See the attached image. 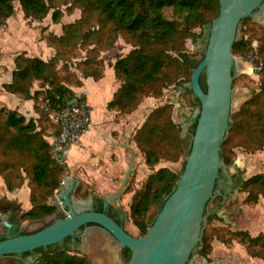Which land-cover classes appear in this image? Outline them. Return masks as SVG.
Masks as SVG:
<instances>
[{
    "label": "trees",
    "instance_id": "obj_1",
    "mask_svg": "<svg viewBox=\"0 0 264 264\" xmlns=\"http://www.w3.org/2000/svg\"><path fill=\"white\" fill-rule=\"evenodd\" d=\"M15 2L20 5L25 18L42 20L50 13L53 23L60 22L62 6L69 11L80 10L79 18L62 25L60 34L48 32L43 36L53 49L48 59L29 56L24 51L16 54L11 80L2 84L5 91L34 102L35 118H26L15 109L0 106V177L8 192L20 189L27 182L30 207L21 218L38 219L56 210L50 200L68 174L66 163L52 157L47 137L56 131V126L48 117L52 128L49 131L46 125L48 112L63 108L72 98H76L77 103L84 101L73 87L82 86L83 78L99 80L103 77L105 65L101 53L112 49L119 37L130 44L131 49L112 64L119 85L107 103L109 109L129 114L138 108L144 97H159L164 88L189 81L191 71L186 62V41L202 37L203 33L196 29L209 25L218 14L219 4L218 0H0V27L14 13ZM165 9L171 10L170 16L166 15ZM241 24L247 36L234 42L232 53H255L259 57V88L231 115L220 146L221 160L227 167L233 163L234 148L253 152L264 147V30H258L250 17L244 18ZM78 51H83V55L77 57ZM35 81H39V89L32 91ZM200 84L205 90L203 79ZM184 93L192 103L190 89ZM132 139L150 168L161 161H177L183 155L179 126L173 120L170 103L153 108ZM179 174L168 167H159L133 190L129 216L139 230V236L146 232L150 208L161 207ZM235 177L236 186L246 192L245 204H256L259 197L264 196V172L246 179L240 174ZM79 185L75 193L80 190ZM87 195L88 191H84L83 197ZM97 200L102 202L100 197ZM214 218L213 212L206 216L208 223ZM222 230L219 227L203 230L198 251L201 257L209 261L216 240L226 245L236 241L249 257L264 260L263 233L252 235L243 229ZM38 250L42 253L34 264L88 262L85 255L65 249ZM129 256V249L124 248V260Z\"/></svg>",
    "mask_w": 264,
    "mask_h": 264
},
{
    "label": "water",
    "instance_id": "obj_2",
    "mask_svg": "<svg viewBox=\"0 0 264 264\" xmlns=\"http://www.w3.org/2000/svg\"><path fill=\"white\" fill-rule=\"evenodd\" d=\"M218 4L217 16L205 27L207 37L200 58H186L191 71L189 89L198 102L193 97L192 116L197 117L194 131L179 133L184 134L183 138L179 136L184 164L161 207L147 213L146 232L134 236L111 216L94 211L88 198H73L78 181L67 175L52 202L56 210L50 215L22 220L17 216L20 205L6 206L0 201V264H27L21 254L57 247L65 238L77 236L81 227L88 234L95 228L101 232L94 233L80 249H71L89 257L93 264H210L205 258L198 260L195 251L200 248L204 223L210 213L208 203L217 195L224 198L218 189L222 186L219 171L226 167L220 146L231 119L233 80L239 68L232 46L241 38L239 31L244 18L264 24V0H218ZM201 76L205 90L200 84ZM76 101L72 98L68 104ZM185 128L186 123L180 127L183 131ZM125 146L131 152L129 165L118 188L101 196L104 208L119 202L133 169L135 151ZM120 212L124 223L125 213ZM81 240L84 242V235ZM124 248L130 251L126 261Z\"/></svg>",
    "mask_w": 264,
    "mask_h": 264
},
{
    "label": "rangeland",
    "instance_id": "obj_3",
    "mask_svg": "<svg viewBox=\"0 0 264 264\" xmlns=\"http://www.w3.org/2000/svg\"><path fill=\"white\" fill-rule=\"evenodd\" d=\"M14 7V13L8 17L4 24L0 27V66L2 65L6 70L8 69V65L11 64L12 56L17 52L24 51L30 56H38V54L43 55V53H40L43 50L41 41H45L43 36L48 32L60 34L62 31V25L73 22L80 16L79 9L76 8L72 11H69L65 6H62V16L59 23H53L50 13L42 20H30L23 16V12L20 9L18 2L14 3ZM165 13L166 15L170 16L171 10L165 9ZM251 22L254 23L258 30H264L263 23H259L254 20H251ZM245 25L246 29H248L249 23ZM246 29L242 26V24L240 25V37L247 36V33H245ZM196 31L198 33L202 32V37L196 40L188 39L185 44L187 54L186 58L190 60H198L200 58V53L204 50L206 43L207 31L205 30V27L197 28ZM130 49L131 45L119 37L112 49L101 53V57L104 60V65L106 66L104 72L105 75L110 73L109 65H112L117 57L125 55ZM82 55L83 51H78L77 57ZM248 55H234L235 61L239 68L234 83L232 114H234L239 109L240 104L244 100H246L259 88V74L256 73L258 69H251ZM1 76L2 74L0 69V77ZM2 80L3 79H0V83ZM186 89H189V81L184 82L182 85L164 88L161 96L159 97H144L138 108L129 114H122L116 110L117 114L112 119L114 122L120 123L122 127V133L120 134L116 131V135L114 136L120 135L119 138L121 140L123 138H126L127 141L129 140V146H131L135 151L134 166L119 199V208L125 213L123 226L130 234L134 236H139L140 233L136 226L133 225L129 216V204L133 190L139 188L148 174L159 167H168L173 171L180 172L184 164V158L182 155L177 161L174 162L161 161L154 168H150L145 164L144 158L136 148L132 136L136 129L142 124L147 114L156 106L164 103H170L172 105V117L179 126V133L187 132L181 130L180 127L186 122L188 117L192 116L194 112V99L191 94L190 97L192 103L188 101V97L184 93ZM46 117V125H48L50 128H48L50 131L52 129L51 123L49 122L47 115ZM48 135L49 132H47V136ZM179 136L183 138L184 134ZM48 138L49 137H47V140ZM234 154L233 163L228 167H225L226 172L235 175L240 174L243 179H246L256 173L264 172V147L253 152L246 151L241 147H236L234 148ZM86 174L87 173H85L84 178L88 180L89 176ZM85 179L77 177L76 180L80 184V190L78 193H73V198H84V191H88V195H91V193L95 191L94 183L91 182L90 179V182L87 183ZM120 182L121 180L119 181V184ZM25 187H28L26 181L21 188ZM126 187H128L127 190H125ZM228 190V192L223 194V199L217 195L208 203V209L210 212L216 214V218L212 219L210 223H208L206 219L203 230H208L210 227H219L223 229L222 231L245 229L252 235H256L260 232L264 234V196H260L256 204H245L243 199L246 195V192L239 189V186H235ZM55 196L56 192L54 193L53 198L50 200L51 203L54 201ZM0 201L6 206H8L9 203L20 205V211L17 213L19 218H21L19 215L26 210L24 206L26 201L27 203H30L29 199H22V193L19 194L17 192L15 194L14 192H8L1 177ZM158 209V206H152L149 212L156 211ZM27 221L30 220L27 219ZM218 244L221 243L218 242ZM218 244L216 241L213 242V251L209 258V261H213V263L209 262L210 264H264V260L262 259L249 257L245 253L244 247L241 244H235L234 241L226 245L228 248L232 249V252L229 251L232 261H218L221 258V255L225 252V250H222L223 248H219ZM198 251L199 249H197L195 253L197 254L198 260L201 261L203 257L199 255ZM70 252L83 255L77 251L71 250ZM87 259L88 262L86 264H93L89 257H87Z\"/></svg>",
    "mask_w": 264,
    "mask_h": 264
},
{
    "label": "crops",
    "instance_id": "obj_4",
    "mask_svg": "<svg viewBox=\"0 0 264 264\" xmlns=\"http://www.w3.org/2000/svg\"><path fill=\"white\" fill-rule=\"evenodd\" d=\"M41 45L43 46V50L40 53H43V55L38 54L37 57L46 60L53 54V49L43 40L41 41ZM18 53L20 52L12 56L11 64L8 65L7 70L2 65L0 66L2 74L0 79H3L0 83V106L15 109L26 118H35L37 114L34 111L32 99H23L18 95L5 91L2 87V84L8 83L11 80V73L14 69L13 58ZM109 70L110 73L107 75L104 73L103 77L99 80H94L91 77L83 78L82 86L73 87L75 93L82 95L84 101L90 105L92 121L83 131L77 143L70 148L65 161L68 169L67 175L73 176L75 179L77 177L85 179V173H87L86 175L89 176L90 181L95 186L93 194L97 196L113 193L117 189L119 181L129 165L131 153L125 146V144L130 145L129 140L127 141L126 138L121 140L119 138L120 135L114 136L116 135V131L120 134L122 133V127L120 123L112 120L117 111L109 109L107 103L117 89L119 82L115 78L112 65H109ZM36 89H39V81L33 83L32 91ZM89 179H85L87 183L90 182ZM18 193H22L23 200L29 199L28 187L20 188ZM24 206L27 210L30 207V203L26 201ZM234 242L235 244H239L236 241ZM216 243L218 244V241ZM218 246L219 248H223L222 250H225L218 261H232L230 258L231 254H229V251L232 252V249L223 243L218 244ZM208 262L213 263V261Z\"/></svg>",
    "mask_w": 264,
    "mask_h": 264
},
{
    "label": "built area",
    "instance_id": "obj_5",
    "mask_svg": "<svg viewBox=\"0 0 264 264\" xmlns=\"http://www.w3.org/2000/svg\"><path fill=\"white\" fill-rule=\"evenodd\" d=\"M248 60L251 69H259L261 61L255 53H250ZM48 117L51 123L56 126V131L48 138L52 157L57 161L65 162L70 148L77 143L83 131L91 124V107L85 101L81 103L76 101L61 109L49 111ZM58 190L55 191L56 194Z\"/></svg>",
    "mask_w": 264,
    "mask_h": 264
},
{
    "label": "flooded vegetation",
    "instance_id": "obj_6",
    "mask_svg": "<svg viewBox=\"0 0 264 264\" xmlns=\"http://www.w3.org/2000/svg\"><path fill=\"white\" fill-rule=\"evenodd\" d=\"M204 42H205V40H204ZM200 79H203V76H201ZM194 99H195L196 102H198L195 97H194ZM195 117L196 116H191V117L187 118V120L185 122L186 123V128L185 129H186L187 132H191V126H192V124H193V122L195 120ZM234 176H235V174L228 173V172H226L223 169L219 172V179L221 180L222 186L219 187L218 189L223 194L225 192H228L229 191L228 189H231V188L236 186V177L234 178ZM97 197H100L102 199L101 196H97V195H95L93 193L91 195H87L86 197L80 198V199L88 198L89 201L91 202V207H92V209L94 211H96V212H104L105 214H107V215L111 216L112 218H114L118 223L123 225V218H122V214L120 212L119 202L117 204H112L111 203L106 208H104L103 207V199H102V202L100 203L97 200ZM220 198L223 199L222 196H220ZM61 216H62V212H61ZM87 226L90 227L91 225L89 224ZM96 232L101 233L98 229L95 228V229L92 230L91 234H88L87 232L84 231V227H81L79 229V231L77 232V236H75L73 239L70 238V237H67L61 243L56 244V245H59V246L53 247V248L65 249V250H68V251H71V249H76V248L80 249L81 247H83L84 245L87 244V241H89L93 237L94 233H96ZM82 235H84V237H85L84 242H82V240H81V236ZM106 239H107L106 237L103 238L104 243H105ZM52 246H55V245H52ZM50 247L51 246H48L47 248H44V249H48ZM38 249H35L34 251H31V252L23 253V254L20 255V258L22 259V261L24 263L34 264L36 259L42 253Z\"/></svg>",
    "mask_w": 264,
    "mask_h": 264
}]
</instances>
